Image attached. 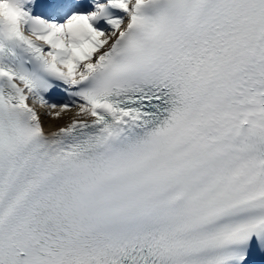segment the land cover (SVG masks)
I'll return each mask as SVG.
<instances>
[{
    "label": "snow or ice",
    "instance_id": "6c2138e0",
    "mask_svg": "<svg viewBox=\"0 0 264 264\" xmlns=\"http://www.w3.org/2000/svg\"><path fill=\"white\" fill-rule=\"evenodd\" d=\"M30 5L0 0V264H264V0Z\"/></svg>",
    "mask_w": 264,
    "mask_h": 264
},
{
    "label": "bare ground",
    "instance_id": "6f19581e",
    "mask_svg": "<svg viewBox=\"0 0 264 264\" xmlns=\"http://www.w3.org/2000/svg\"><path fill=\"white\" fill-rule=\"evenodd\" d=\"M110 27L108 25H106V22L104 24L103 28H100L101 30H104L105 28ZM70 114H61V117L56 118V119H52V118H48L44 121V125L46 127H50V126H55L57 124H63L66 120H68V116Z\"/></svg>",
    "mask_w": 264,
    "mask_h": 264
}]
</instances>
